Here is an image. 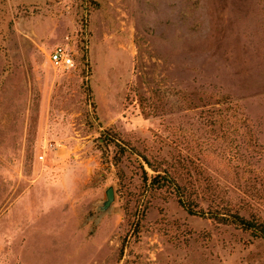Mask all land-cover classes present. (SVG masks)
Listing matches in <instances>:
<instances>
[{
    "label": "rangeland",
    "instance_id": "rangeland-1",
    "mask_svg": "<svg viewBox=\"0 0 264 264\" xmlns=\"http://www.w3.org/2000/svg\"><path fill=\"white\" fill-rule=\"evenodd\" d=\"M211 210L264 222V0H0V264H264Z\"/></svg>",
    "mask_w": 264,
    "mask_h": 264
},
{
    "label": "trees",
    "instance_id": "trees-1",
    "mask_svg": "<svg viewBox=\"0 0 264 264\" xmlns=\"http://www.w3.org/2000/svg\"><path fill=\"white\" fill-rule=\"evenodd\" d=\"M83 58L84 56L81 54V59ZM104 139L113 142L114 146L116 147L117 156L122 154L127 148L121 141L114 137L105 135ZM142 158L150 166V163L146 159V157L142 156ZM140 167L141 180L145 184V187L170 188L174 193L177 202L187 212L199 214L203 213L202 208L198 206V204L193 200L192 197H189V192L187 193V191L185 190L184 184H180L175 181L171 177L170 172L165 167L160 169L151 167L152 172H148L145 168L142 167V165H140ZM209 214L212 218L217 219L218 221L235 223L242 229L249 231L252 235L264 238V222L252 214L251 216H244L237 211L227 213L219 210H211L209 211Z\"/></svg>",
    "mask_w": 264,
    "mask_h": 264
},
{
    "label": "built area",
    "instance_id": "built-area-1",
    "mask_svg": "<svg viewBox=\"0 0 264 264\" xmlns=\"http://www.w3.org/2000/svg\"><path fill=\"white\" fill-rule=\"evenodd\" d=\"M70 41V38L65 35L62 42L54 44L48 51V59L54 66L65 69L75 67L74 50Z\"/></svg>",
    "mask_w": 264,
    "mask_h": 264
},
{
    "label": "water",
    "instance_id": "water-1",
    "mask_svg": "<svg viewBox=\"0 0 264 264\" xmlns=\"http://www.w3.org/2000/svg\"><path fill=\"white\" fill-rule=\"evenodd\" d=\"M114 198V192L111 185H107L103 190V197L94 204L93 216L96 217L99 213L106 211Z\"/></svg>",
    "mask_w": 264,
    "mask_h": 264
}]
</instances>
